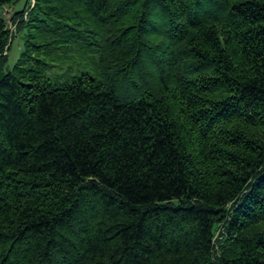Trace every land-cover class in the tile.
<instances>
[{
    "label": "trees",
    "instance_id": "16d2710c",
    "mask_svg": "<svg viewBox=\"0 0 264 264\" xmlns=\"http://www.w3.org/2000/svg\"><path fill=\"white\" fill-rule=\"evenodd\" d=\"M18 1L0 264H264V0Z\"/></svg>",
    "mask_w": 264,
    "mask_h": 264
},
{
    "label": "rangeland",
    "instance_id": "374dc122",
    "mask_svg": "<svg viewBox=\"0 0 264 264\" xmlns=\"http://www.w3.org/2000/svg\"><path fill=\"white\" fill-rule=\"evenodd\" d=\"M26 0H19L14 8H9L10 12L7 17H5V22L7 29L9 30L12 40L9 45V51L7 52L6 56V68L7 70L11 71L16 65H18L22 57L21 55L25 51V36L28 32L27 27L21 28L19 31L17 30V23L12 21L13 11L19 13L21 12L24 7ZM8 8V7H6ZM4 8V9H6ZM24 19V16H23ZM44 65H55L57 67V72H54L56 68H52L50 70V74L48 77L53 79L54 73L58 76L54 77L56 82L63 84V83H71L76 81V79L84 73H88L90 75H94L96 77V72L93 70L92 59L89 58L87 55L83 56L82 53L74 54L71 58L65 61L64 65H59L57 63H52L48 59L39 58ZM48 65V66H49Z\"/></svg>",
    "mask_w": 264,
    "mask_h": 264
},
{
    "label": "built area",
    "instance_id": "2783aa9c",
    "mask_svg": "<svg viewBox=\"0 0 264 264\" xmlns=\"http://www.w3.org/2000/svg\"><path fill=\"white\" fill-rule=\"evenodd\" d=\"M9 12H10L9 8L3 9V11H2V17L5 19V17L8 16Z\"/></svg>",
    "mask_w": 264,
    "mask_h": 264
}]
</instances>
